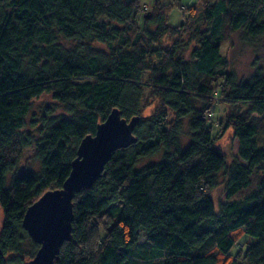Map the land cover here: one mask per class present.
Masks as SVG:
<instances>
[{
	"label": "trees",
	"instance_id": "obj_1",
	"mask_svg": "<svg viewBox=\"0 0 264 264\" xmlns=\"http://www.w3.org/2000/svg\"><path fill=\"white\" fill-rule=\"evenodd\" d=\"M143 4L0 0V264H33L40 245L24 249L27 208L63 187L81 141L113 109L137 118V141L75 193L71 238L55 264H264V71L238 79L221 53L233 32L264 34V0ZM178 6L182 21L172 25ZM43 95L62 112L46 105L27 120ZM217 99L230 111L247 107L229 111L216 135ZM228 129L242 162L230 163L219 145ZM27 149L39 171H19ZM159 152L160 161L137 168ZM222 174L227 198L254 174L256 190L216 204Z\"/></svg>",
	"mask_w": 264,
	"mask_h": 264
},
{
	"label": "water",
	"instance_id": "obj_2",
	"mask_svg": "<svg viewBox=\"0 0 264 264\" xmlns=\"http://www.w3.org/2000/svg\"><path fill=\"white\" fill-rule=\"evenodd\" d=\"M136 121H127L113 109L97 125L95 134L81 141L63 187L44 192L27 208L23 227L40 245L33 264H55L62 244L71 238L75 193L101 176L114 151L137 141L133 133Z\"/></svg>",
	"mask_w": 264,
	"mask_h": 264
},
{
	"label": "rangeland",
	"instance_id": "obj_3",
	"mask_svg": "<svg viewBox=\"0 0 264 264\" xmlns=\"http://www.w3.org/2000/svg\"><path fill=\"white\" fill-rule=\"evenodd\" d=\"M154 0H143V8L147 10L151 8V5ZM163 2H167L169 0H162ZM196 0H178V4L182 6H187ZM264 19V9L258 16V20ZM182 21V10L181 7H176L169 18V22L172 25L178 24ZM186 51V50H183ZM185 53V52H184ZM221 53L227 57L229 69L232 70L238 79H246L248 78L256 69L257 67L261 66L262 70L264 71V34L250 38L248 37L243 30H239L233 32L231 37L223 41L221 43ZM150 89H146V96L148 97L150 94ZM219 99L216 100V103L212 107V111L210 113V123L212 124V129L214 134H219L225 123H226V116L229 113L230 109L226 103H219L217 102ZM46 105H50L55 108L57 113L62 112V108L52 100L50 95H43L39 99L33 101L32 108L27 116V120L31 118H38L41 113L43 112ZM199 105V104H198ZM247 107L246 103H238L237 107H233L230 112H234L236 108H240L241 110H245ZM153 108V105L146 109V113H148ZM28 130H32L27 125ZM182 147L187 145L189 141V129L187 126V120H184L183 125V133H182ZM264 141V134L259 137V142L262 143ZM219 145L224 150L228 161L231 163L233 160L238 159L242 162V159L238 155V148H239V141L236 137L232 135V129H228L224 135L219 139ZM33 149H27L24 151L23 157L19 164V171L24 169L39 171L40 165L39 162L33 158ZM162 158V152L157 153L154 156L145 158L137 165V168L141 166L149 165L152 163H156L160 161ZM10 177V175H9ZM224 180L225 177L222 174L220 176V184L215 189L213 193L214 200L217 203L219 202H226L231 201L234 198L245 197L248 194L252 193L256 190V181H257V174L252 175L251 177V184L246 189L239 191L234 196L227 198L224 188ZM9 182V181H8ZM4 222V211L0 206V230L2 228ZM141 234H144L141 231ZM144 240V237H142ZM31 241H34L29 234L25 235L24 239V249H28L31 245Z\"/></svg>",
	"mask_w": 264,
	"mask_h": 264
},
{
	"label": "crops",
	"instance_id": "obj_4",
	"mask_svg": "<svg viewBox=\"0 0 264 264\" xmlns=\"http://www.w3.org/2000/svg\"><path fill=\"white\" fill-rule=\"evenodd\" d=\"M181 22V21H180ZM179 24V23H178ZM178 24H175V25H178Z\"/></svg>",
	"mask_w": 264,
	"mask_h": 264
}]
</instances>
